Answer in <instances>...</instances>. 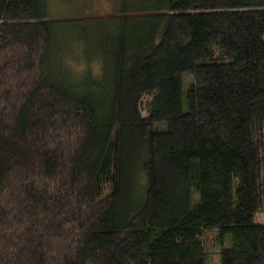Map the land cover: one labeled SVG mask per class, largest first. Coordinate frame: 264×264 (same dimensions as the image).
I'll return each instance as SVG.
<instances>
[{"label": "trees", "instance_id": "1", "mask_svg": "<svg viewBox=\"0 0 264 264\" xmlns=\"http://www.w3.org/2000/svg\"><path fill=\"white\" fill-rule=\"evenodd\" d=\"M79 16L0 0V264H264V0Z\"/></svg>", "mask_w": 264, "mask_h": 264}, {"label": "rangeland", "instance_id": "2", "mask_svg": "<svg viewBox=\"0 0 264 264\" xmlns=\"http://www.w3.org/2000/svg\"><path fill=\"white\" fill-rule=\"evenodd\" d=\"M116 1L117 0H49V9L51 17L56 19H65L74 16L78 17L79 15V17L84 18L106 17L111 16L114 8H116ZM87 22L92 26L91 29H98V27L89 22V20H87ZM89 25L88 28H90ZM77 48L78 47L75 46L72 53L70 52L67 58L69 66L75 71L82 69L85 65L83 59L75 53ZM90 67L93 72L97 71L96 62H92ZM210 249V258L211 261L214 262L217 259V245L214 244V241L211 242Z\"/></svg>", "mask_w": 264, "mask_h": 264}]
</instances>
